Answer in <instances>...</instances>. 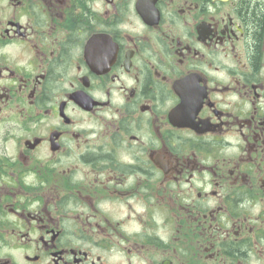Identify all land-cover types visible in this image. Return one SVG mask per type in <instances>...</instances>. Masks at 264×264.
I'll return each mask as SVG.
<instances>
[{"label": "flooded vegetation", "instance_id": "1", "mask_svg": "<svg viewBox=\"0 0 264 264\" xmlns=\"http://www.w3.org/2000/svg\"><path fill=\"white\" fill-rule=\"evenodd\" d=\"M0 264H264V0H0Z\"/></svg>", "mask_w": 264, "mask_h": 264}]
</instances>
